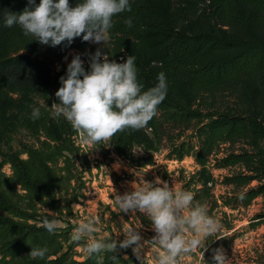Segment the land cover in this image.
<instances>
[{"label":"trees","instance_id":"16d2710c","mask_svg":"<svg viewBox=\"0 0 264 264\" xmlns=\"http://www.w3.org/2000/svg\"><path fill=\"white\" fill-rule=\"evenodd\" d=\"M210 1L229 28L226 35L211 39L190 36L184 29L175 30L172 38L160 45L156 61L136 62L144 90L156 85L160 72L165 74L167 81L166 97L147 125L152 134L151 143L142 144L138 131L131 129L118 132L110 143L118 156L132 164L134 144L143 145L151 157L163 141L170 138L169 133L175 129L191 130L186 139L169 145L167 157L180 161L191 156L197 168L192 174L180 176L182 189L193 192L196 201L206 204L210 215L217 217L221 213L228 217L230 215L221 208L244 207L258 195H264V147L259 143L264 142V122L255 116L219 111L204 115L193 104L201 94L244 83L252 102L258 101L264 107V0ZM77 2L79 0H69L72 6ZM38 3L39 0H35V4ZM129 3L131 12L113 17L111 38L129 32L142 41L143 14L151 11V5L148 0H129ZM35 4H29L28 0H0V123L10 114H19L24 129L37 136L38 142L22 144L20 152L0 149V264H113L109 258L111 253L76 261L71 255V246L63 251L67 238L62 232L55 230L50 234L38 226L45 213L39 214L37 206L57 210L58 190L63 182L74 177L76 146L73 136L76 132L63 117L53 119L45 108L40 109L39 119H30L33 106L27 94L48 82L55 102H59L55 92L60 87L59 78L66 76L67 67L54 72L51 64L62 59L66 49L84 48L89 42L78 37L70 46L42 45L33 37L25 36L19 25H6L9 14L18 15ZM129 18L132 27L125 24ZM88 68L89 65H85V69ZM248 136L252 139L251 152L234 153L223 148L226 143ZM21 153L26 157L22 158ZM240 162L254 163L258 173L239 171L225 176L223 184L241 190L235 195H221L220 200L216 199L211 193L214 185L211 168H226ZM5 164L10 166V175L2 171ZM253 179H257L258 184L249 187ZM241 193L245 194L243 200L239 199ZM49 219L53 217L49 216ZM225 228H232L231 219ZM31 246L47 247L45 259H32L28 255ZM116 255L119 264H130L120 252Z\"/></svg>","mask_w":264,"mask_h":264},{"label":"rangeland","instance_id":"374dc122","mask_svg":"<svg viewBox=\"0 0 264 264\" xmlns=\"http://www.w3.org/2000/svg\"><path fill=\"white\" fill-rule=\"evenodd\" d=\"M148 1L151 5V11L143 14L145 31L142 41L126 32L111 38L104 45V49L102 44L95 43H89L84 48H68L62 59L51 64L53 71L57 72L63 66L67 67L75 54L81 55L85 67V65H89V54L94 53L97 48H101L110 59H115L117 62H123L122 58L126 59L128 55H134L138 76L139 66L136 62L156 61L160 45L168 42L175 30L184 29L190 36L200 35L211 39H219L229 31L226 22L210 0ZM138 81L141 83L139 76ZM176 86L179 87V85ZM248 90L244 83H238L230 88L209 91L201 94L193 107L204 115L219 111L236 116H255L264 122V107L258 101L252 102ZM27 97L32 101L33 107L45 108L49 110L50 116H52L49 107L55 102V99L53 89L48 82L35 87L27 94ZM41 101H45V105L42 106ZM21 120L19 114H10L0 123V149L10 148L14 152H20L22 144H38L37 136L30 135L22 126ZM137 131L142 144L151 143L150 128L146 126ZM190 132L191 130L181 132L179 129H175L169 133L170 138H166V141H163L161 147L154 151L151 157L148 156L143 145L134 144L132 150L143 149V153L134 155L131 151L132 164L118 156L110 142L106 146L100 145L98 149H93L78 136L75 142L84 144L86 149L81 151L80 145L74 144L76 146L73 154L74 167H72L74 177L70 181L63 182L58 190L57 198L59 201L55 204L58 209L52 211L46 206H37L39 214H44L46 208L52 211L51 216L58 220L59 226L56 230L62 232L67 238L63 251L71 246L70 252L76 261H82L87 257L83 251L84 244H74L71 235L81 220L92 215L99 219L97 231L92 234L93 238L112 237L119 233L122 236L129 225L147 233L151 238L155 233L148 218L139 212L133 216L130 213H117L118 209L113 194L115 192L123 194L125 191L131 190L130 182L136 179L133 172L146 173L145 179L147 180H153L159 176L171 184L173 179L175 186L182 189L183 184L180 176L192 174L197 165L191 156H185L179 161L175 158H168L167 153L170 151L169 145L173 141L178 142L186 139ZM251 142L252 139L248 136L233 143H226L223 148L234 153L251 152L253 151ZM259 143L264 147V142ZM21 157L25 158L26 155L21 153ZM117 162L120 163L119 170L113 168ZM2 171L6 175H10L9 164H5ZM239 171L250 174L258 173L256 165L251 162H240L226 168H211L214 177L211 193L216 199L220 200L221 195H235L241 190V188L222 183L225 176H231ZM257 184L258 180L253 179L248 186L252 187ZM221 209L230 216L225 217L218 213L216 218H218L222 228L216 236L207 238V251H204L206 264H213V249L218 247L225 250L231 264H264V195H258L249 205L244 207L237 209L223 207ZM229 219L232 220V228L226 230L225 225ZM225 234L226 237L217 239V236ZM157 254L158 252L154 251V258ZM201 256V250H197L196 253L183 256L179 261L182 264H193L198 260L200 264H204ZM126 260L130 264H135L131 258Z\"/></svg>","mask_w":264,"mask_h":264},{"label":"clouds","instance_id":"9594fccd","mask_svg":"<svg viewBox=\"0 0 264 264\" xmlns=\"http://www.w3.org/2000/svg\"><path fill=\"white\" fill-rule=\"evenodd\" d=\"M35 4V0H28ZM125 11L131 12L129 0H79L74 6L69 0H39L33 8H25L20 14H9L5 20L8 27L19 25L25 36H31L42 45L56 47L70 46L80 37L83 42L102 44L103 49L111 39L114 27L113 17ZM132 27L131 18L125 21ZM32 39V40H33ZM136 57L128 55L123 62L110 59L105 51L97 48L89 54V68L84 67L80 54L73 55L67 65L66 76H61L60 87L55 92L59 102L49 107L53 118L63 117L82 141L98 149L106 146L118 132L140 130L157 114L158 105L167 94L165 74H158L155 86L144 90L138 81ZM45 105V101L40 102ZM41 116L40 109L32 107L30 119ZM134 155L143 149L132 150ZM113 168L119 170L117 162ZM133 172V171H132ZM136 179L130 182V191L114 193L117 213L143 214L151 222L154 235L144 240L140 230L128 227L123 239L100 236L93 238L97 231L98 217L95 215L81 220L74 228L71 240L74 244H84L83 251L89 258L101 253H111L113 264H119L116 253L131 248L139 264H145L144 251L147 244L158 246L155 264H177L185 255L207 251L208 237L216 236L222 225L218 218L209 214L206 204L195 200L191 191L183 190L156 176L145 179L146 173L133 172ZM241 193L239 199L243 200ZM42 223L50 234L58 228V220L49 219L52 211L45 208ZM123 220V217H121ZM224 236H217L220 239ZM47 247H32L28 255L32 259H45ZM128 259L127 254L123 256ZM213 264H231L222 247L213 249Z\"/></svg>","mask_w":264,"mask_h":264},{"label":"built area","instance_id":"2783aa9c","mask_svg":"<svg viewBox=\"0 0 264 264\" xmlns=\"http://www.w3.org/2000/svg\"><path fill=\"white\" fill-rule=\"evenodd\" d=\"M78 136H79V134L76 132V134L73 136L74 141L76 140V138H77ZM75 144L78 145L79 143H76V142H75ZM79 145H80V150H81V151H83V150L86 149L85 146H84V144H79ZM128 227H131V226L129 225ZM140 233H141V236H142V238H143L144 240H148V239H150V236H148L147 233H143V231H140ZM123 238H124L123 235L120 236V237H118L119 240H122ZM154 251H157V252L159 251L158 246L151 245V244H147V245L145 246V251H144V261H145V264H155V258H154V256H153ZM118 252H120L123 256H124L125 254H127L128 258H131V259L134 261L135 264H139V261L136 259L135 255L132 253L131 248H128V249H125V250H120V251H118ZM195 253H196V252H195ZM201 253H202V251H201ZM197 254H198V253H197ZM180 259H181V258H180ZM180 259H179V260H180ZM179 260H178L177 264H182V263H180ZM193 264H200V261L197 260V261H195Z\"/></svg>","mask_w":264,"mask_h":264}]
</instances>
